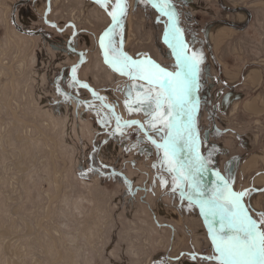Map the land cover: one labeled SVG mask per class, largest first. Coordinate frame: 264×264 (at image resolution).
<instances>
[{
  "label": "rangeland",
  "instance_id": "rangeland-1",
  "mask_svg": "<svg viewBox=\"0 0 264 264\" xmlns=\"http://www.w3.org/2000/svg\"><path fill=\"white\" fill-rule=\"evenodd\" d=\"M178 1L171 5L180 23L189 14L203 23L220 17V0ZM136 2L124 0L128 19ZM153 3L170 49L161 69L172 74L179 69L169 38L174 27ZM255 3L264 7V0ZM94 17L98 12L81 0H0V264H216L211 217L198 206L210 198L202 168L187 147L177 144L175 155L163 149L181 131L189 139L191 113L179 118V131L168 127L176 113L167 106L143 117L134 103L138 79L113 67L123 56L144 63L120 49V62L104 69L98 62L104 48L85 39L97 29ZM130 37L127 49L139 50L143 40ZM237 44L231 58L244 65V45ZM251 53L256 58L249 67L262 79L236 101L238 116L213 109L224 96L201 103L193 94L194 148L227 180L213 176L211 193L227 186L239 194L241 181L264 187L255 184L264 178V35ZM250 102L259 110L248 119L242 112ZM198 177L200 195L192 191ZM251 195L264 208V188Z\"/></svg>",
  "mask_w": 264,
  "mask_h": 264
},
{
  "label": "crops",
  "instance_id": "crops-1",
  "mask_svg": "<svg viewBox=\"0 0 264 264\" xmlns=\"http://www.w3.org/2000/svg\"><path fill=\"white\" fill-rule=\"evenodd\" d=\"M81 1L90 4L92 9L96 10L99 14L98 18L94 17V23L97 25V29L90 30L88 32V37H85V39L88 40L90 45L92 44L91 47L93 48H104L103 56L98 58L99 64H101L104 69L109 63H117L123 53L140 57L145 68H147V61L154 63L160 68L168 65V53L170 54V49L166 45L168 43L164 44L162 41L165 33L163 30L166 29V26H163L165 22H161V18L157 14V9L152 6L149 0H137L136 6L137 8L139 7V9L136 10V8L133 10V14L131 12L133 18L136 17V19H140L143 22L140 23L137 21L138 23H134L133 18L128 19L130 12L125 9L126 15L121 17L122 24L119 26V35H112L109 38H105V34L110 32L114 24L110 13L118 12L113 0H100V2H97V0ZM171 1L175 5L179 2L178 0ZM189 1L192 0H185L187 3ZM219 2L222 5V9L219 10L221 13L218 19L212 18L209 22L203 23L200 16L189 14L188 19L182 16L184 17V23L182 21L181 25L183 28L182 30L185 31L186 35L187 33L190 34L191 38L190 42L188 39L189 43L186 42L187 56H196L198 59L202 58L196 80L197 87L195 92L198 93L196 97L201 103L203 100H208V97L211 96H213V98L214 96L217 98L224 96L227 98V101L230 99L231 103L225 101V103L218 106L219 108L216 105L212 106V104L210 107L212 106L214 110H225L230 113V117H234L239 114L237 112L238 103H236V101H240L242 95H244L247 90L255 88L257 82L262 79L261 71L255 67L250 68L249 65L255 64L256 58L255 55L251 53V48L257 45V43L259 44L262 35H264V7H256L255 0H220ZM101 3L105 6L101 7ZM143 5L146 6L145 10H143ZM142 24L144 25L142 26ZM97 34H99L98 37L96 36ZM132 34H135L136 37L143 40L141 47L137 46L139 49L137 51L134 49V51L127 49L128 45L131 46V48L133 47V45H130V36ZM238 42L239 45H244V52L242 54L244 58H247L248 62L246 64L244 63V65H242L243 63L240 64L239 58H235L234 61L231 58V56H235V45H238ZM120 49H122V54L120 53ZM172 74H175L174 70H172ZM241 80L240 89L237 87ZM137 81L141 89H137V93L134 96V103H138L137 99H140V96H142L143 99L147 94V90L153 88V85L147 83L145 80L138 79ZM130 87H132V84ZM155 91L159 92L160 90L156 89ZM139 105L142 106L141 115L146 118L149 117L150 115L146 114L143 110L145 105L143 103ZM249 105L250 104H248V106L243 105L244 111L242 113L247 115L248 119L251 117L255 118L259 109L257 106L252 105V103L251 106ZM163 110L164 109H158L151 116L153 117L155 114H161ZM231 113H233L232 116ZM146 122L147 119H145V123ZM143 123L142 125H144ZM255 160L256 159L253 158L249 160V163H246L241 170V175L247 174L249 170L248 167H253ZM231 179L233 180V177ZM232 182L233 181H231V184ZM255 182L257 186H263L264 178L260 177L256 179ZM242 183V181L239 183V194L248 193L242 200V204L250 209L252 218L259 222V214L264 213V208L259 199L254 201L255 197L251 195V193L253 191L260 192L264 187H247V185ZM261 229L264 230V224L261 225Z\"/></svg>",
  "mask_w": 264,
  "mask_h": 264
},
{
  "label": "snow or ice",
  "instance_id": "snow-or-ice-1",
  "mask_svg": "<svg viewBox=\"0 0 264 264\" xmlns=\"http://www.w3.org/2000/svg\"><path fill=\"white\" fill-rule=\"evenodd\" d=\"M113 2L118 12L110 13L114 24L110 32L105 34V38L119 35V26L122 24L121 17L126 15L124 0H113ZM149 2L153 7H157L153 0H149ZM159 5L161 14L167 15L165 9L171 7V0H159ZM104 6L101 3V7ZM178 34V30H176L173 33V39H176ZM177 45L179 47L177 60L180 71L175 75L164 71L150 61L146 62L147 68H145L144 64L133 62L127 56L122 57L123 63L120 67H113V71H117L120 75H128L129 79L145 80L153 85V88L147 90L143 99L138 98L137 102L145 105L143 110L150 116L165 106L174 110L176 118L168 127L179 131V118L186 115L189 105L194 101L193 94L197 87L196 80L202 58L184 56L182 41H177ZM110 66L112 65L110 64ZM81 87H86V85H81ZM156 89L160 91L157 92ZM149 127L154 128L155 125L150 123ZM178 143V139L170 136L163 145L165 155L169 152L175 155L178 151ZM157 147L161 146L157 145ZM199 179V177L196 178V183L192 185V191L196 195L202 194V189L199 188ZM221 184L223 185V181ZM247 195L248 193H233L227 186H223L222 191L212 192L207 201L200 202L198 205L206 220L209 216L211 217L212 223L208 227L217 254L216 264H264V230L261 229V225L264 224V213L259 214V222L252 218L250 209L242 204V200ZM205 208H208L209 211L204 212ZM213 224H215V229L212 228Z\"/></svg>",
  "mask_w": 264,
  "mask_h": 264
},
{
  "label": "water",
  "instance_id": "water-1",
  "mask_svg": "<svg viewBox=\"0 0 264 264\" xmlns=\"http://www.w3.org/2000/svg\"><path fill=\"white\" fill-rule=\"evenodd\" d=\"M155 1L159 5V0H155ZM166 10H167L168 16L171 19L173 27L175 28V30H178V33L181 37V41H182L183 47H184L183 55L186 56V43H185L186 37H185L184 31L182 30V27L180 25L179 18L177 16L175 8L171 5V7L166 8ZM178 53H179V50H178ZM179 71H180V68L175 72V74L178 73ZM189 106H190L189 108H190V113H191V120L190 121H191L192 133L189 137V140H188V143L186 146L187 147V153L197 163V165L202 168V173L204 174V176L207 179L206 191H207V194L210 196V194H211L210 189H211L213 176H218L221 179H223L225 181L226 185H227V180L224 177H222L221 175L213 172L214 170L211 167H209L207 165V163L204 160H202L203 158L196 152V150L194 148V144L198 139V132L196 129V116H197V114H196L195 99H194L193 103L190 104ZM193 108H194V110H193Z\"/></svg>",
  "mask_w": 264,
  "mask_h": 264
},
{
  "label": "bare ground",
  "instance_id": "bare-ground-1",
  "mask_svg": "<svg viewBox=\"0 0 264 264\" xmlns=\"http://www.w3.org/2000/svg\"><path fill=\"white\" fill-rule=\"evenodd\" d=\"M165 12L167 13V10L165 9ZM168 15V14H167ZM181 24V23H180ZM182 27V26H181ZM183 29V28H182ZM176 30H175V28H174V31H173V33L175 32ZM184 31V30H183ZM172 33V34H173ZM184 34H185V32H184ZM171 36V35H170ZM186 37V36H185ZM170 39H171V43H172V45L173 46H175V49L176 50H179V47H178V45H177V41H181V37H180V35L178 34V36L176 37V39H173V35L171 36V37H169ZM168 42V41H167ZM186 42H187V40H186ZM185 42V43H186ZM187 44V43H186ZM195 99V98H194ZM226 101H227V98H226ZM230 102V101H229ZM195 105H196V102H195ZM249 106H251V102H250V105ZM190 107V106H189ZM188 113L190 114V108L188 109ZM196 114H197V110H196ZM196 119H197V116H196ZM187 122H189V121H187ZM189 124V123H188ZM196 129H197V123H196ZM186 132L185 131H181L180 133H179V135L177 136V139L179 140V145L180 146H183V147H186V145H187V143H188V138H187V134H185ZM196 143V142H195ZM187 149V148H186ZM195 164V166L197 167V165H196V163H194ZM230 178H232V177H230Z\"/></svg>",
  "mask_w": 264,
  "mask_h": 264
}]
</instances>
